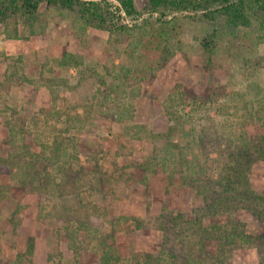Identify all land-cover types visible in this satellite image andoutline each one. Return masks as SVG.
Instances as JSON below:
<instances>
[{"label":"rangeland","instance_id":"obj_1","mask_svg":"<svg viewBox=\"0 0 264 264\" xmlns=\"http://www.w3.org/2000/svg\"><path fill=\"white\" fill-rule=\"evenodd\" d=\"M110 1L115 23L129 28L122 38L121 31L92 26L78 9L45 1L34 25L18 17L0 22V158L10 151L19 155L13 166L17 177L0 173L1 263L97 264L101 243L112 233L107 242L119 248L125 264H136L137 257L163 247L164 232L151 224L158 216L196 217L204 198L194 187L171 181L161 163H153L156 172L146 181L134 177L135 165L154 159L155 146L163 143L151 140L152 133L167 132L171 122L163 102L178 84L206 98V105L190 114L209 147L196 153L215 175L229 141L251 143L264 134V12L252 14V24L237 27L233 35L222 17L213 22L201 12L171 11L163 21L148 12L119 19L118 2ZM14 27L18 38L9 36ZM214 31L208 62L203 41ZM65 52L81 64L61 65ZM74 100L82 105L77 113L86 116L66 130L64 118L51 114ZM57 137L62 152L54 149ZM61 166L71 175L72 193L52 190L42 200L22 184L38 185L32 175L46 170L59 173L62 181ZM176 166L170 160L169 170ZM249 179L264 194V159L252 164ZM236 216L250 234L264 228L248 210ZM134 217L144 219L146 227L136 228ZM229 218L221 214L205 223ZM32 238L33 256L20 261ZM263 254L255 243H238L226 247L225 261L261 264Z\"/></svg>","mask_w":264,"mask_h":264},{"label":"trees","instance_id":"obj_2","mask_svg":"<svg viewBox=\"0 0 264 264\" xmlns=\"http://www.w3.org/2000/svg\"><path fill=\"white\" fill-rule=\"evenodd\" d=\"M42 1L50 6L78 9L81 17L86 19L89 24L110 33L121 31L119 33L121 38L124 36L125 30H129L126 24L115 23L114 16L116 15L108 9L111 5L110 0H0V22L18 17L26 24L34 25L39 18L38 12ZM116 1L118 2L116 8L119 12L117 13L119 19H122L121 14L136 18L148 12L159 14L158 20L163 21V18L171 11L201 12L206 19L213 22L222 17L227 29L233 35L236 33L237 27H248L252 24V14L264 12V0ZM14 28L16 29V27ZM16 31L17 29L14 34L9 36L18 38ZM217 35L218 32L214 31L209 35L210 39L206 38L203 41V46L208 53V62H210L214 51V37ZM152 43L149 40L147 44L151 45ZM59 63L79 66L81 60L77 55L65 52ZM11 74L15 76L17 73L12 71ZM20 78L23 81H31L24 75ZM5 86L7 90H10L9 84L6 83ZM204 98L203 95L193 93L191 89L182 84H178L176 91L168 95L163 106L171 124L165 133H152L151 140L155 143H159L160 140L163 143L160 146H155L157 155L154 159H147L146 162L135 165L134 168L137 170L134 177L139 178L140 181H146L148 175L156 172L152 166L153 163H161L164 170L168 172L171 181L176 179L178 182L194 187L197 193L204 198L205 204L197 210L194 219H188L182 213L176 216L163 213L158 216L151 224L164 232L163 247L158 254H143L137 257L136 264H226V247L238 243H255L260 252L264 253V228L260 234H250L246 231L245 224L236 216L238 211L245 209L264 222V194L252 188L249 179L252 164L264 159V134L258 136L251 143L244 140L229 141L226 148L228 153L223 157L218 173L215 175L209 171L208 160H203L196 153L203 148L209 149L205 136L198 132L194 123L195 119L191 115L206 105V98ZM65 100L68 101L67 98ZM65 105L63 110H56L51 115H57L59 119L64 118V121L67 122L66 130L77 128L78 122L86 116L77 113V109L82 106L81 102L74 100ZM186 106L190 107L189 111ZM9 129L15 139L16 131L11 126ZM59 138H55L54 149L56 152L64 150V143L61 139L59 141ZM176 140H179V143H176ZM18 156L14 151H10L6 158L1 157L0 173H9L11 177H17L18 173L13 171V166H16L14 158ZM170 160L174 165H177L172 167V171L169 170ZM59 170L62 181H57L59 173H56L57 176H55V172L46 170L42 176L39 171H35L32 175V180L40 181L38 185L26 184L23 181L22 184L28 190L37 192L42 196V200L45 199L47 192L52 190H56L61 195L72 193L73 191L68 186L72 180L71 175H67L63 166L59 167ZM0 191L3 193L2 186H0ZM227 213L230 214V218L225 223H205L206 218ZM123 218L129 219L128 217ZM133 220L136 228L146 227L144 219L134 217ZM71 235L69 234L70 238ZM107 238L108 241L114 239V235L111 233L107 235ZM107 238L101 243L103 250L98 257L97 264H125V256L117 246L108 243ZM34 249L35 241L32 238L28 242L25 253L18 255L19 260L31 258ZM263 255L261 264H264ZM76 261L78 264L80 262L82 264V261L78 259ZM0 264L4 263L0 262Z\"/></svg>","mask_w":264,"mask_h":264}]
</instances>
